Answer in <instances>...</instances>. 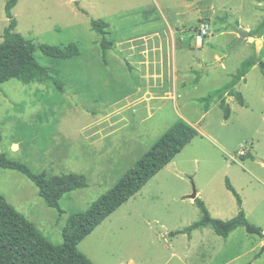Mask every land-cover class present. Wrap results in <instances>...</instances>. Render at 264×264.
<instances>
[{"label":"rangeland","instance_id":"374dc122","mask_svg":"<svg viewBox=\"0 0 264 264\" xmlns=\"http://www.w3.org/2000/svg\"><path fill=\"white\" fill-rule=\"evenodd\" d=\"M7 1L0 0V41L8 24ZM185 1L17 0L12 9L16 31L24 37L49 45L74 43L79 49L61 62L36 51L48 78L0 85V152L34 173H78L88 182L64 194L57 209L23 173L0 167V195L52 243L63 242L70 214L106 193L176 120L198 131L78 243L93 264H264V239L242 226L226 238L210 227L172 234L202 216L190 198L193 189L211 217H234L239 206L226 181L240 196L247 220L264 232L263 77L254 65L245 81L234 78L249 56L264 61V1L195 0L198 19L176 16ZM177 19L184 20L183 44L170 32ZM92 20L107 23L104 37L110 47L103 48ZM202 22L210 28L199 48ZM259 26L260 38L247 44V37L234 46V27ZM152 41L161 51L149 52V58L161 54L162 62L147 72L137 46ZM232 81L245 104L226 93L228 119L218 97L205 112L204 98ZM146 89L153 94L141 100Z\"/></svg>","mask_w":264,"mask_h":264},{"label":"trees","instance_id":"16d2710c","mask_svg":"<svg viewBox=\"0 0 264 264\" xmlns=\"http://www.w3.org/2000/svg\"><path fill=\"white\" fill-rule=\"evenodd\" d=\"M16 2L17 0H8L4 7L8 24L1 33L0 85L10 79L29 83L44 76L48 78L47 69L40 66L34 57L36 51H40L47 58H53L56 62L79 54V49L74 43L64 46L38 43L17 32V21L12 12ZM106 27L107 23L104 21H91V29L103 36V48L112 45L105 41ZM261 35L259 26L249 30L248 37L260 38ZM254 65L260 69L264 87V61L251 56L236 68L234 75L236 82L244 80L245 75ZM51 79L58 88L62 89V83L57 78ZM197 79L198 77L195 80ZM233 81L229 85L214 90L204 98L205 112L208 111L210 102L218 97L223 117L228 119L230 107L225 101L226 93L233 95L240 105L245 104L242 94L235 91L234 85L230 86ZM197 134L198 131L184 119L176 120L106 193L93 201L86 210L69 215L62 229L63 242L60 244L49 241L30 220L0 195V264H93L79 250L78 243L121 204L138 192L159 170L171 162ZM0 167L23 173L37 187L38 195L43 198L44 202L49 207L57 209H59V201L64 194L88 186L84 174L34 173L25 163L10 159L2 152H0ZM226 187L233 193L239 206V211L234 217L228 220L213 218L204 202L195 198L194 201L202 212L201 218L172 234H190L193 230L210 227L217 235L226 238L232 231L242 226L246 232L264 239L263 230L247 220L241 208V198L229 181H226Z\"/></svg>","mask_w":264,"mask_h":264},{"label":"crops","instance_id":"0c3cea01","mask_svg":"<svg viewBox=\"0 0 264 264\" xmlns=\"http://www.w3.org/2000/svg\"><path fill=\"white\" fill-rule=\"evenodd\" d=\"M195 6H196L195 0L185 1V3L183 4V11L181 13H177L176 16L177 17H187V18H192V19H196V18L198 19L199 10H195ZM183 24H184V20L177 19L172 23L171 29H170V32H171V35L173 36V38L177 37L176 42L178 41L181 44H183L186 41V38L182 35V33H184L183 30L181 29V27H183ZM200 24L198 25V27L200 26ZM209 28H210V26H209ZM243 29H246L249 31L248 27H244ZM207 32H208V30H207ZM237 36L238 35L235 34V37H237ZM145 39H147V37H145L144 40ZM253 40H254L253 37H248L246 42H247V44H251L253 42ZM154 43H155V41H152L151 46H149V44L147 42H145L143 44V47L137 46V48L139 49V52H140V56L143 59L142 64L147 66V68H146L147 72L149 71L151 64H153L156 67L157 64L162 62V55L161 54L160 55L153 54V57L151 59L149 58V52H152V51L160 52L161 51V46H154L153 45ZM196 46L201 48L203 46V40H201L200 42H197V40H196ZM134 48L135 47L132 46V47H130V50H132V49L135 50ZM213 59H215V60L218 59L220 61V63L222 61V57L217 53L213 54ZM153 74H156V73H153ZM245 80H246V75H245L244 81ZM175 81L177 82L176 77H175ZM152 94L153 93L149 89H146L143 93V96L141 97V100L144 98H148ZM145 96H148V97H145ZM146 101L147 100H145V102Z\"/></svg>","mask_w":264,"mask_h":264},{"label":"water","instance_id":"95a60500","mask_svg":"<svg viewBox=\"0 0 264 264\" xmlns=\"http://www.w3.org/2000/svg\"><path fill=\"white\" fill-rule=\"evenodd\" d=\"M234 31L237 33L238 37L235 41V44L234 46H237L238 44H240L243 39L247 38L249 36V31L246 30V29H242L240 27H234ZM263 162V161H261ZM196 195H197V192L195 189H193V192L192 194H190V198L191 199H195L196 198Z\"/></svg>","mask_w":264,"mask_h":264},{"label":"built area","instance_id":"2783aa9c","mask_svg":"<svg viewBox=\"0 0 264 264\" xmlns=\"http://www.w3.org/2000/svg\"><path fill=\"white\" fill-rule=\"evenodd\" d=\"M208 28H209L208 23L203 22V23L200 24L199 31L196 34V40H197V42H200L202 40L203 36L208 33L207 32Z\"/></svg>","mask_w":264,"mask_h":264}]
</instances>
